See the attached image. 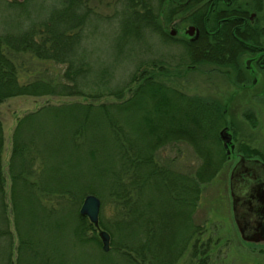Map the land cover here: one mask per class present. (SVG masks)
Instances as JSON below:
<instances>
[{"label":"trees","instance_id":"16d2710c","mask_svg":"<svg viewBox=\"0 0 264 264\" xmlns=\"http://www.w3.org/2000/svg\"><path fill=\"white\" fill-rule=\"evenodd\" d=\"M124 1L129 10L121 12L122 39L146 30L163 35L156 17L166 5V23L184 14L198 29L196 39L179 40L187 66L239 68L237 56L246 48L236 32L245 15L231 8L232 0H157L158 10L149 0ZM59 4L40 22L0 26V102L18 95L89 98L41 105L16 119L6 166L13 264H175L196 230L190 217L199 184L226 160L217 139L221 108L167 86L139 65L121 85L110 86L111 72L97 68L84 51L88 7L82 0ZM17 54L62 65V74L20 83ZM101 97L111 100L96 102ZM244 117L253 121L250 113ZM177 140L201 159L192 176L153 159L155 150ZM2 144L0 123V264H12ZM102 190L113 211L103 220L100 201L98 226L110 237L106 252L94 225L78 213L84 195ZM190 244L195 257V240ZM199 254L197 264H206V248Z\"/></svg>","mask_w":264,"mask_h":264},{"label":"rangeland","instance_id":"374dc122","mask_svg":"<svg viewBox=\"0 0 264 264\" xmlns=\"http://www.w3.org/2000/svg\"><path fill=\"white\" fill-rule=\"evenodd\" d=\"M82 2L89 10L86 26L83 29L85 54H89L97 68L106 70L107 75L109 71L111 72L110 86L121 85L128 78V73L139 65L148 73L152 72L156 80L167 86L189 96L199 97L205 102H214L221 109L224 108V124L222 125H227L229 132L232 133L234 153L240 152L247 157L264 159V97L256 96L257 94L251 96L252 93H258V90L264 88L262 81V85L256 84L249 87L248 91L237 93L235 85L239 84H236L235 75L219 74L215 68L217 65L207 62L194 63L192 64L195 66L194 69H186L187 64L183 59L184 50L179 40L187 39L184 29L190 23L182 19L184 14L174 15L171 22L166 23L163 18L166 5L156 17L164 32L163 35L146 30V32H133L132 35L122 39L121 12L125 8L129 10L124 0H82ZM149 2L154 9H159L157 0H149ZM58 6H60L59 0H5L0 3V26L3 29L5 21L16 23L29 18L40 22L47 17L52 8ZM134 7L140 10L139 4ZM231 8L241 11L246 18L249 17L246 24L238 29L239 31L237 30V35L251 42L264 43V0H232ZM170 31L174 34L169 35ZM165 34L171 36V40ZM243 60V58L240 59V64ZM14 63L17 66L20 83L32 78H56L61 76L63 68L62 65L39 60L29 54H17ZM218 69L227 70L226 67ZM243 82L245 85L249 84L248 81ZM125 92L126 89L124 95H126ZM109 99V97H101L96 102L109 101ZM71 101L87 102L89 98L18 95L0 102L3 136L1 171L7 204L6 215L9 230L13 236L12 264L15 257L13 248L15 234L8 199L9 179L6 166L13 126L18 117L41 105H58ZM246 113L252 115L253 121L244 117ZM221 126L218 127L217 132ZM218 146L220 147L219 142ZM153 159L161 166L188 176H192L201 160L189 144L181 140L173 141L155 150ZM234 160L235 158L223 161L209 182L199 184L190 217L196 230L175 264H197L201 248H206V264H264V244L243 242L232 220L228 174ZM102 191L97 198L102 202V219L106 221L113 215V211L108 194L104 192L105 190ZM100 230L102 229L98 224L94 226V232L98 238ZM193 240L196 242L198 251L195 257L190 248ZM108 247H110L109 240Z\"/></svg>","mask_w":264,"mask_h":264},{"label":"water","instance_id":"95a60500","mask_svg":"<svg viewBox=\"0 0 264 264\" xmlns=\"http://www.w3.org/2000/svg\"><path fill=\"white\" fill-rule=\"evenodd\" d=\"M184 33L195 39L197 29L188 25ZM174 32L170 31L169 35ZM230 135L226 127L217 132V139L226 147ZM231 147V146H230ZM229 193L231 210L236 230L243 242L264 244V165L257 159L246 160L241 156L229 173ZM243 195L237 200V197ZM100 201L94 194L83 196L78 213L85 216L94 226L98 224ZM101 249L108 250L109 234L105 230L98 232Z\"/></svg>","mask_w":264,"mask_h":264},{"label":"flooded vegetation","instance_id":"af4514ba","mask_svg":"<svg viewBox=\"0 0 264 264\" xmlns=\"http://www.w3.org/2000/svg\"><path fill=\"white\" fill-rule=\"evenodd\" d=\"M244 17H245V19L243 20V25L241 27H243L246 24V21L249 18V17L246 18V16H244ZM189 25H192V24H189ZM236 33L238 34V32H236ZM197 36H198V29H197ZM187 39L193 40V39H190L189 36L187 37ZM237 39L239 41H241L242 44H244V47L246 48L243 51L242 54H238V56H237V64L239 65V68H234L233 69L231 67H226L227 70L226 71H222V70H220L218 68H224V67H221L219 65L216 66L215 64L214 65L216 66L215 67L216 68V72H218L219 74H224V75L233 74V75H235V81L237 82L236 84H239V85H235V86H236V89H237V93H240L242 91H248L253 85H256V84L257 85H262L264 83V43H258V42H254V41L251 42V41H249L247 39H244V38H241L239 36L237 37ZM241 58H243L244 60L240 64V59ZM205 63L206 62H204V63L198 62V64H205ZM194 67H195L194 65H189V66H186V69H194ZM243 81H248L249 84L245 85V83ZM261 81L263 83H261ZM257 92L258 93H252L251 96L257 94L256 96L264 97V88H261ZM221 112H222V119H223L224 113H225L224 108L221 109ZM223 121H224V119H223ZM222 127H226L227 128V132L230 135L229 142L227 143L226 147H222V142L219 140L222 152H223L226 160L235 158V160L233 161V164H232V166L230 168V171L234 167V165L236 164V162L239 160V158L241 156L243 157V159H246V160L257 159L259 162H261L264 165V159H259V158H256V157H247V156H244L243 154H241L240 152L239 153H234V143L232 141V133L229 132V130H228L229 127L227 125H222L220 127V129ZM230 171H229V173H230ZM229 192L230 191H229V174H228V194H229V197H230V210H231V195H230ZM242 196L243 195L238 196L237 200L242 198ZM231 216H233L232 210H231ZM232 220H233V217H232ZM233 223H234V221H233ZM237 233H238V231H237ZM238 235H239V233H238ZM250 244H255V243H250ZM257 244H260V243H257Z\"/></svg>","mask_w":264,"mask_h":264}]
</instances>
